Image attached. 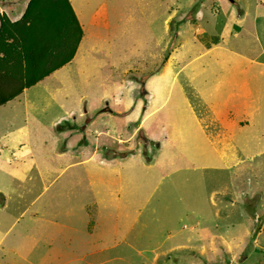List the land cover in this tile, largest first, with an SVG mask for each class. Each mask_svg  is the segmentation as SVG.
<instances>
[{"label": "rangeland", "instance_id": "rangeland-1", "mask_svg": "<svg viewBox=\"0 0 264 264\" xmlns=\"http://www.w3.org/2000/svg\"><path fill=\"white\" fill-rule=\"evenodd\" d=\"M25 2L3 5L23 18ZM159 2L165 11L157 0H82V48L98 43L95 65H82L97 74L86 80L77 62L29 88L13 61L4 73L12 93L0 94L8 102L0 105V264H264V133L260 150L252 148L257 134L214 151V138L197 136L196 125L193 137L184 118L200 96L201 82L185 76L198 70L194 38L226 22L215 13L228 16V30L243 27L231 47L251 64L264 62V0ZM58 13L72 30L63 2ZM160 74L162 95L153 97L148 89ZM241 84V97L264 111V70ZM91 109L95 124L79 116ZM257 121L263 128L264 118Z\"/></svg>", "mask_w": 264, "mask_h": 264}, {"label": "crops", "instance_id": "crops-1", "mask_svg": "<svg viewBox=\"0 0 264 264\" xmlns=\"http://www.w3.org/2000/svg\"><path fill=\"white\" fill-rule=\"evenodd\" d=\"M6 1L9 2L12 0H0V31H2L0 32V37L4 39V44H0L2 46H0V66L3 65L4 67L0 70L2 72H8L11 62L13 61L15 64L14 74L18 73L19 76H23L25 72V63L24 61L18 62L13 56V53H17L12 48V44L16 40V36L6 23V20L10 21L11 23H15L21 18L13 16V14L9 11H5V6L3 5V3H5ZM68 1L69 3H71L70 6L72 5V11L75 14V18L78 21V26L80 27V30L82 32V37L76 48L75 55L71 57L70 61L63 60L66 56L69 55V48H67L66 44L70 42V40L68 39V30H65L61 26L59 18L55 14V9L51 8V10H49V12L47 13V21L45 20L43 24L44 32L41 35V38L47 37L48 39H42L43 41L36 49L35 57H41L49 67L54 65V63L57 64L62 61L57 71L63 69L67 65H71L74 62H77L79 72L76 74L80 79L86 80L87 78H90L97 74L95 72L92 73L90 70L84 69L82 65L85 63H92L95 65L97 60L93 56V52L98 46V43L90 44L85 49L82 48L86 32L85 24H88V19L85 15V12L83 11L82 0H77L78 8L74 6V2H72V0ZM215 1L219 2L220 0H214V2ZM157 2L158 6L165 11V7L160 5L161 1L159 2V0H157ZM29 4L31 5L30 7ZM40 5L41 0H26L25 6L21 10V13H23L26 6H28L29 10L27 7L24 14L27 13V11L28 13H30L31 11L36 17L35 20L39 21L41 16L39 12ZM12 7L13 2L10 3V8L12 9ZM213 18L218 20L225 19L226 22L220 24L217 29L215 31H212L211 33L207 31L208 27H206L205 32L201 31V36L194 38L192 42L193 45V43L199 40L201 44V50L193 55L192 63L197 65L198 70L195 74H187L185 76H187L190 80L192 79V82H201L199 85V91L197 92L200 96L193 97L194 100L195 98L197 99L195 101L193 100L194 102H192V105H194L195 108L194 110H192V115H184V118H188L192 121L193 137L196 136L193 133V126L196 125L199 127V134L197 136H203L207 141L212 140V137L214 138L215 141H210L212 150L214 151L217 150V145L219 143H228L229 139L232 142L234 141L233 138L242 137L246 140V142L244 143H247L249 141H252L257 134H260V137L258 139L255 138V143L253 144L252 148L260 150L262 148H260L258 142H260V138L263 136L264 127L262 128L263 125H261L257 120L264 118V111L259 109L254 104V98L243 99L240 94L243 89V84L241 83L258 81L260 73L264 70V62L260 59L257 60V62L251 64L248 60L251 58L249 53H244L239 49H234L231 47V45L235 41H237L235 36H237L240 30L243 29L242 26H240V28L234 32V30H228V24L232 22L229 20L228 16L221 17L220 15H218V13H215V15H213ZM130 20L132 19L125 17L124 21L129 22ZM196 20L197 22H195V25H197L199 22L198 17H196ZM37 28L38 27L35 28V31ZM72 30L74 33L75 28L73 24ZM123 34H125V31H123ZM251 36L253 38L257 37V35L252 31ZM99 45L102 46L103 44ZM236 56L241 57L243 66L241 63L238 64V62L234 59L237 58ZM64 62L67 63L64 64ZM135 73L142 75L139 80H141V83L143 85L147 83L149 84L148 79L146 81L143 80V72L141 70L136 68ZM255 75H259L258 79L255 78ZM164 76L165 74H160L157 78L152 77L151 85L148 90H151V95L153 97H159V95H162L163 88H159V82L162 81ZM46 78L45 79L48 81L49 76H47ZM207 86L210 88L213 100L221 102L219 108H217L210 102L209 93L207 91H205L204 93L202 92L204 89H207ZM246 87H249V85H246ZM82 90H85V88H82ZM87 90L92 92V88H89ZM148 90H146L144 87L145 93ZM83 96L84 95H82V97ZM223 96H225V98H223ZM201 102H205V105L207 106L205 109L203 108L202 111H200V107H202V105L200 104ZM163 106L164 105H161L159 107L162 108ZM230 106H233V110L231 111H235V114H228L227 116L221 118L219 116V113L222 110L221 108L225 107L227 109ZM92 109L89 110V113L87 111H82L79 116L83 118L85 117L87 121L90 122V124H95L96 120H93L91 118ZM124 110L125 109H123V111ZM114 111L119 114L121 108L117 107L116 109H114ZM188 111L189 113H191L190 110ZM239 112L241 113V117L237 116V113ZM110 125L111 123L104 125L105 128H107L106 130L111 128L109 127ZM228 126H230L231 128L229 133L227 132ZM248 130L251 131V134H248L246 132ZM81 132L84 133L85 128H82ZM129 137L130 136H126L124 139H120V142H122V144L128 143L126 141ZM103 143L110 144L106 140ZM109 148L110 149H108V151L111 152V146H109ZM60 264H62L61 260Z\"/></svg>", "mask_w": 264, "mask_h": 264}, {"label": "trees", "instance_id": "trees-1", "mask_svg": "<svg viewBox=\"0 0 264 264\" xmlns=\"http://www.w3.org/2000/svg\"><path fill=\"white\" fill-rule=\"evenodd\" d=\"M61 2H63L65 7L69 10L75 28L74 33L73 30H68V39L70 40V42L66 44L67 48H69V55L63 59L66 61H70L80 42L82 32L80 30V27L78 26V21L75 18V15L69 5L68 0H57V2L56 0H41V5L39 7V12L41 16L39 21L35 20L36 17L31 11L30 13H25L23 15V18L17 21L19 22V25L17 27H15L17 22L11 23L10 21L6 20L7 25L16 36V40L12 44V48L17 53H13V56L18 62L24 61L25 63L24 75L19 76L18 73L14 75L18 77L19 83L25 88H29L33 86L36 82L42 81L44 78H46L44 77V75L49 76L52 70L61 65L62 61L57 64L54 63V65L49 67L41 57H35L36 49L38 46H40L41 42L43 41L42 39H48L47 37L41 38V35L44 32L43 24L45 20L47 21V13L49 12V10H51V8H54L55 14L59 18L58 10ZM36 27L38 28L35 31ZM65 63L67 62H64V64ZM5 72H2L0 70V94L3 96L10 97L9 93L12 92L9 88V83L4 75ZM6 103V99H3V102L0 105H4Z\"/></svg>", "mask_w": 264, "mask_h": 264}]
</instances>
